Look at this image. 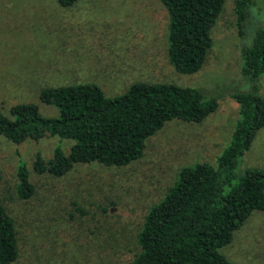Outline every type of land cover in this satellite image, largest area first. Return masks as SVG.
I'll list each match as a JSON object with an SVG mask.
<instances>
[{"label":"rangeland","instance_id":"1","mask_svg":"<svg viewBox=\"0 0 264 264\" xmlns=\"http://www.w3.org/2000/svg\"><path fill=\"white\" fill-rule=\"evenodd\" d=\"M231 2L223 1L202 66L183 74L166 58L167 13L157 0H77L68 7L56 0H0L5 115L12 104L26 102L44 116H56L54 106L39 100V90L77 82L94 83L105 96L142 80L191 86L217 98L215 110L201 121L165 122L126 165L75 163L59 177L34 175L32 194L24 201L13 195L17 160L30 165L35 152L47 159L56 144L66 153L70 141L49 136L14 145L0 136V199L15 216L18 236V256L11 264L129 263L149 206L162 198L180 166L212 163L237 117L228 94L250 89L240 72ZM250 11L264 27V0H252ZM258 85L264 93V74ZM238 165L264 166V126ZM221 252L234 264H264V210L253 211Z\"/></svg>","mask_w":264,"mask_h":264},{"label":"trees","instance_id":"2","mask_svg":"<svg viewBox=\"0 0 264 264\" xmlns=\"http://www.w3.org/2000/svg\"><path fill=\"white\" fill-rule=\"evenodd\" d=\"M76 1L56 0L60 7ZM157 1L167 13L169 64L179 73L196 72L211 46L210 31L224 0ZM231 3L240 72L251 82L250 89L228 94L237 104V117L212 163L180 166L162 198L149 206L135 234L137 251L128 264H234L221 248L253 211L264 210V166L238 165L255 132L264 126V93L258 92L264 74V27L251 16L252 0ZM38 96L54 106L57 115L44 116L32 103L12 104L7 115L0 109V136L14 145L49 136L70 144L66 153L60 144L54 145L47 159L35 152L30 165L17 160L13 195L20 201L32 194L34 175L59 177L75 163L126 165L141 155L145 140L165 122L173 118L198 122L217 106L215 96L205 97L195 87L142 80L112 96L91 82L45 86ZM14 218L0 199V264H11L18 256Z\"/></svg>","mask_w":264,"mask_h":264}]
</instances>
